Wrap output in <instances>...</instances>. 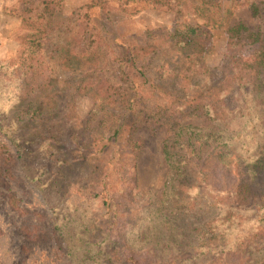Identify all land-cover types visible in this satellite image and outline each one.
<instances>
[{
    "label": "trees",
    "instance_id": "obj_1",
    "mask_svg": "<svg viewBox=\"0 0 264 264\" xmlns=\"http://www.w3.org/2000/svg\"><path fill=\"white\" fill-rule=\"evenodd\" d=\"M113 2L131 14L155 7L173 12L175 18L170 28L153 34L152 40H130L113 52L117 81L102 84L89 80L92 147L103 152L126 128L135 131L141 122H148L154 131L166 132L162 154L167 173L162 192L150 191L144 198L142 217L127 228L126 243L113 240L110 230L99 225L96 234L93 219L84 215L72 214L56 221L54 239L67 264H127L126 244L135 250L151 248L159 259L175 258L176 264H264V193L256 192L249 180V175L256 180L264 170L263 34L235 19L232 10L225 11L223 0H88L87 5L90 10L108 11ZM61 3L47 0L45 11L54 14ZM253 8L258 13V6ZM192 17L198 21L193 22ZM49 25L50 21L37 26L25 19L23 27L29 32L19 36L18 57L0 63V73L16 80V118L22 127L33 126L32 134L24 138L16 136L18 121L13 119L6 126L0 119V132L11 139L22 160L28 155L27 142L20 141L41 138L39 125L52 120L59 107L52 80L40 76L46 63L40 54ZM213 28L225 30L228 36L225 58L229 62L216 85L207 59ZM99 34L100 40L107 42L108 38ZM246 44L256 45L249 59L240 53ZM86 51L81 56L93 58L97 68L111 63L108 59L106 65L107 58L97 50ZM194 118L204 119L206 125L192 123ZM44 143L40 149L52 155L56 145ZM217 162L228 166L230 172L235 170L233 162H246L248 169H242L246 178L227 188L212 185L208 173ZM106 177L108 182L103 179L98 183L103 191L94 190L91 196L98 197L106 190L104 203L111 208L114 192L110 188L116 180L111 172ZM130 185L132 191L137 189L135 182ZM221 224L229 228L221 231ZM232 230L238 236L224 242Z\"/></svg>",
    "mask_w": 264,
    "mask_h": 264
},
{
    "label": "rangeland",
    "instance_id": "obj_2",
    "mask_svg": "<svg viewBox=\"0 0 264 264\" xmlns=\"http://www.w3.org/2000/svg\"><path fill=\"white\" fill-rule=\"evenodd\" d=\"M46 2L0 0V63L18 57L19 36L29 32L23 27L25 19L37 26L50 21L44 35L43 54H40L46 62L42 69L44 74L40 76L41 80L45 77L52 80L51 88L53 92L58 91L59 105L56 116L43 127L39 125L41 138L20 141L27 142L28 155L23 160L11 139L0 132V264H67L53 233L55 222H62L65 216L72 214L93 219L96 234L99 225L110 230V238L126 243L127 228L142 217L144 198L150 191L162 192L167 173L162 154L166 132L154 131L148 122H141L135 131L126 128L116 143L103 152H95L89 122L93 96L86 86L90 79L102 84L117 81L113 52L130 40L139 43L152 40L153 34H160L174 24L175 14L155 7L131 14L117 8L119 5L115 2L108 11L90 10L88 0H62L56 13L50 14L45 11ZM253 5L258 6V13ZM223 9L232 10L235 19L264 36V0H223ZM191 20L198 21L195 17ZM99 32L108 38L107 42L100 40ZM211 33L207 59L213 67L212 81L216 85L223 76L225 63L229 62L225 58L228 36L223 29L213 28ZM86 50H97L107 58L106 65L108 59L111 63L97 68L93 58L87 60L81 56ZM255 51L256 45L246 44L240 53L249 59ZM15 91L16 80L0 73V119L6 126L13 119L18 121L16 136L21 134L27 138L33 126L22 127V121L16 118L19 98ZM191 122L206 125L202 118L191 119ZM40 142L56 145L55 149L52 146V155L40 149ZM212 166L209 181L219 188L242 182L246 178L242 169L245 172L248 169L246 162L242 165L233 162L234 172L224 163ZM107 172L113 173L116 180L110 188L114 192L111 208L104 203L106 190L98 197L91 196L94 190L103 191L98 183L103 179L108 182ZM249 180L256 192L264 193V170L256 180L249 175ZM133 182L137 189L132 191L134 186L130 183ZM210 194L219 198L215 192ZM227 228V224H221L220 230ZM233 230L226 233L224 242L238 236ZM219 236L224 237L222 233ZM125 249L127 264H176L175 258L159 259L151 248L135 250L126 244Z\"/></svg>",
    "mask_w": 264,
    "mask_h": 264
}]
</instances>
